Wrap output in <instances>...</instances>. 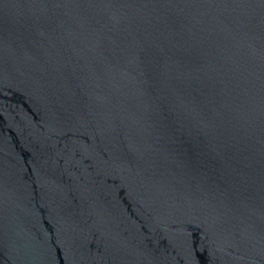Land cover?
Wrapping results in <instances>:
<instances>
[{"label": "water", "instance_id": "water-1", "mask_svg": "<svg viewBox=\"0 0 264 264\" xmlns=\"http://www.w3.org/2000/svg\"><path fill=\"white\" fill-rule=\"evenodd\" d=\"M0 264H264V0H0Z\"/></svg>", "mask_w": 264, "mask_h": 264}]
</instances>
